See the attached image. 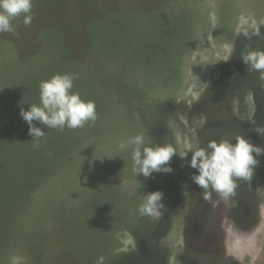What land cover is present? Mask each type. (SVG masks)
I'll use <instances>...</instances> for the list:
<instances>
[{"label": "rangeland", "instance_id": "obj_1", "mask_svg": "<svg viewBox=\"0 0 264 264\" xmlns=\"http://www.w3.org/2000/svg\"><path fill=\"white\" fill-rule=\"evenodd\" d=\"M32 13L30 25L21 16L12 21L14 32L0 33V95L18 75L32 74L31 94L17 82L15 108L5 115L21 117V107L38 104L41 81L75 73L73 91L95 102L98 118L78 130H44L39 150L19 121H13L15 135L1 134L0 186L7 173L11 185L32 181L40 166L56 167L31 191L10 230L3 217L13 195L0 199V264L13 257L15 264H136L139 245L154 246L165 264H183L186 225L198 206L207 207L224 237L217 256L191 259L264 264V164L256 165L241 194L223 198L210 190V200H203L188 166L209 124L223 130L219 122L237 120L251 129L264 117L260 72L252 71L239 91L219 90L222 72L237 74L240 40L257 51L264 46V0H33ZM139 133L145 146L173 148L182 184L169 231L153 243L144 231L157 218L138 209L144 195L160 191L165 208L158 218L166 214L168 173L137 175L134 146L119 145ZM255 145L264 148V138ZM13 166L20 169L9 173Z\"/></svg>", "mask_w": 264, "mask_h": 264}, {"label": "clouds", "instance_id": "obj_2", "mask_svg": "<svg viewBox=\"0 0 264 264\" xmlns=\"http://www.w3.org/2000/svg\"><path fill=\"white\" fill-rule=\"evenodd\" d=\"M33 0H0V33L14 32L12 21L23 17V24L28 26L34 18ZM259 35V30H256ZM247 35V33H245ZM241 60L247 71H258L264 79V51L246 50L241 54ZM75 73H57L39 84V103L30 105L27 110L23 107L19 115L29 125L28 134L33 137V147L40 148V141L45 131L36 126L35 122L48 129L65 128L75 130L91 122L95 124L97 112L95 102L85 100L79 92L73 91L74 81L78 79ZM258 133L261 132L258 130ZM235 142L213 139L205 147H198L192 152L188 166L196 170L192 181L204 190L203 198L210 200L211 192H216L223 198L235 196L238 187L237 180L250 182L254 175V168L258 164V157L264 156V148L251 143L243 135H238ZM127 145L132 148L131 159L137 175L150 177L155 172L171 173L169 162L176 154L170 145L156 144L145 146L144 133H139L128 139L127 144L121 143V149ZM52 155V153H49ZM127 181L122 185L126 186ZM163 193L150 192L144 195L143 203L139 206L142 216L158 218L165 208L162 203ZM16 257L12 258L15 264Z\"/></svg>", "mask_w": 264, "mask_h": 264}, {"label": "trees", "instance_id": "obj_3", "mask_svg": "<svg viewBox=\"0 0 264 264\" xmlns=\"http://www.w3.org/2000/svg\"><path fill=\"white\" fill-rule=\"evenodd\" d=\"M100 20V19H98ZM262 36L264 37V33ZM250 38V37H247ZM246 39V38H245ZM1 41V40H0ZM246 50H253L257 51L255 49L254 44H249L247 41L240 40L239 45H238V53L237 57L234 59V63L238 65V70L237 74H232V73H227L226 71L222 72L221 76V82H220V87L219 90L222 92H227V93H234L241 89V85H246L247 82L252 81V74L251 72L247 71L246 65L242 62L241 60V54L245 52ZM260 51H264V46H262V49ZM42 73V72H37V76ZM31 73H26V74H21L18 75V77L13 79L11 82V88L8 90H5L2 95H0V136L1 134H6L13 136L14 131L17 130V126L13 123V121H19L20 123L27 125L29 128V125L27 122H25L21 117H9L6 116L5 113H10L12 108H15L16 105V97H17V82H21V86H27V95L29 96L31 94V90L28 94V88H31ZM237 88V89H236ZM110 93L106 97H108ZM104 97V98H106ZM30 104V102H29ZM29 105L26 104L25 110ZM263 118H258L260 120L257 124H255L251 129H249L244 123H238L237 120L235 122H230L227 123L224 121L223 123L219 122L218 124L222 125V128L224 127L223 130H220V126H216L214 124V128L212 130V126L209 124L205 129L203 134L208 133L209 136L206 139H202L205 144H202L201 147H205L207 142L210 140H217L219 141L220 139H225L229 141H234L235 137L238 135H243L246 139H248L251 143L256 144L258 143L262 138H264L262 135L264 133V121ZM36 126L41 127L43 130H48L43 125H40L38 122H35ZM85 128V126L83 127ZM225 128H228L226 130ZM235 129V130H229V129ZM18 130H26V129H18ZM66 130V129H65ZM75 130H78L75 129ZM260 131L258 133L257 131ZM1 143L3 144V141L1 140ZM2 146V145H0ZM258 159V164L261 165L264 164V157L260 156L257 158ZM56 164L51 165L49 167L47 166H40L39 171L37 174L33 176V180L30 182H21V183H16L11 182V187L10 182H7L8 180L13 179L12 177L9 179L8 173L5 176V184L0 186V199H2L3 196L7 195H13V203L9 202V200L6 198L5 199V211H4V217H3V222L6 223L4 225L6 228L14 227L15 222H16V217L18 216V213L26 207L27 201L31 198L30 194L31 191H35L38 189L44 182L45 178L49 177L52 173V171L55 170ZM256 167V166H255ZM13 169H20V167H11L9 169V173H13ZM24 169V168H21ZM254 170H256L254 168ZM246 183L243 180H237L238 187L235 190L236 195L241 194V189H243V185ZM7 184V185H6ZM195 186H197L195 184ZM11 187V188H9ZM8 189V190H7ZM34 189V190H33ZM211 189H209L210 191ZM5 192H10V193H5ZM204 193V191H203ZM203 197V195H202ZM202 198H200L201 200ZM203 200H205L203 198ZM202 200V201H203ZM174 201V202H173ZM169 201L167 200V212H166V218L164 219V216L161 218H157V225L153 226V230L149 229L148 231L145 232V237L146 238H153L156 237V233L158 231V226L161 223H167V226L165 229H162L161 232H168L169 227H170V222L171 218L173 216L174 208L178 207L179 201L176 198V200ZM175 205V207H174ZM2 206L0 205V209ZM207 211V207L204 210V207H196L193 210L191 218L188 220V223L186 225V230H185V240L187 247H189V252H188V259H185L183 264H200L199 262L197 263V260L191 259V255L194 254H202L205 255L206 257H212V256H217L218 254V247H219V239L221 237H224L223 231L219 232L217 228H215L214 225H207L206 221L203 219L204 218V212ZM170 218H169V217ZM198 229H202L203 233L200 235L198 232ZM7 229L8 234L10 233ZM206 233V237H203V234ZM207 258V259H208ZM114 264V263H112ZM151 264H161V261H157L156 258H153V262Z\"/></svg>", "mask_w": 264, "mask_h": 264}, {"label": "flooded vegetation", "instance_id": "obj_4", "mask_svg": "<svg viewBox=\"0 0 264 264\" xmlns=\"http://www.w3.org/2000/svg\"><path fill=\"white\" fill-rule=\"evenodd\" d=\"M169 164H170L171 168L173 169V171L171 173H168V174L162 172L161 175H163V176H165L166 174L168 175L167 185L165 186L168 200L171 202L173 200H176V198H177L178 201H179V195L181 196L182 184H180V181H179V179L176 176L177 175L176 174V161H175V156L174 155L171 158ZM175 176H176V178L174 180L173 177H175ZM174 207H175V205H174ZM165 218H166V214L164 215V219ZM203 219L206 221L207 225H214L215 228H217L219 232L222 231V229H220L221 228L220 223L212 221V218H209L208 214L205 215V213H204V218ZM171 220H172V218H171ZM170 224H171V222H170ZM200 231L202 232L203 230L202 229H198V232H200ZM165 233L166 232L159 231V232L156 233L157 238L156 237H153L151 239L150 238H146V240L149 241L150 243H153L155 241L157 242V241H159V240H161L163 238ZM221 238L218 240L219 243H221ZM142 246H143V249L141 250ZM139 248H140V252L142 254L140 256H138L139 258H138V260H136V264H151V262H153V258H156L157 261H161V264H165V257L156 248H154V246L152 248V247H147L145 245H139Z\"/></svg>", "mask_w": 264, "mask_h": 264}]
</instances>
